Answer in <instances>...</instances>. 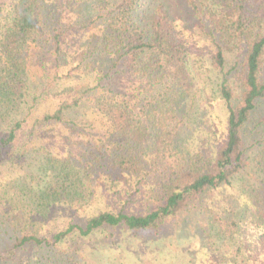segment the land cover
<instances>
[{
    "label": "trees",
    "instance_id": "1",
    "mask_svg": "<svg viewBox=\"0 0 264 264\" xmlns=\"http://www.w3.org/2000/svg\"><path fill=\"white\" fill-rule=\"evenodd\" d=\"M177 1L0 0V264H92L187 209L264 237V0ZM227 188L238 216L195 210Z\"/></svg>",
    "mask_w": 264,
    "mask_h": 264
},
{
    "label": "rangeland",
    "instance_id": "2",
    "mask_svg": "<svg viewBox=\"0 0 264 264\" xmlns=\"http://www.w3.org/2000/svg\"><path fill=\"white\" fill-rule=\"evenodd\" d=\"M76 5V14L85 12L83 2ZM178 5L179 2L174 0L170 9L184 20L181 6ZM90 40L95 42L94 38ZM33 61L40 62L35 56ZM231 191L230 188L217 189L203 195L195 201V210L203 209L204 205H210L215 199L221 202L226 195L227 214L238 216L242 203L239 201V205H236V198H229ZM228 201H233L230 207ZM188 210L168 219L157 231L124 233L119 228L105 229L83 240L84 246L80 252L87 256L89 254L92 264H264V237L255 238L254 225H240L237 230L231 227L235 230L232 235L226 233L222 240H215L214 243V238H207L198 228L203 226L204 217L200 213L193 216L192 210ZM105 238L108 242L102 243Z\"/></svg>",
    "mask_w": 264,
    "mask_h": 264
}]
</instances>
